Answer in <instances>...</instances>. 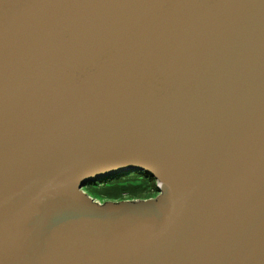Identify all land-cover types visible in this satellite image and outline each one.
Returning a JSON list of instances; mask_svg holds the SVG:
<instances>
[{
    "label": "water",
    "instance_id": "95a60500",
    "mask_svg": "<svg viewBox=\"0 0 264 264\" xmlns=\"http://www.w3.org/2000/svg\"><path fill=\"white\" fill-rule=\"evenodd\" d=\"M0 264H264V0H0Z\"/></svg>",
    "mask_w": 264,
    "mask_h": 264
},
{
    "label": "trees",
    "instance_id": "16d2710c",
    "mask_svg": "<svg viewBox=\"0 0 264 264\" xmlns=\"http://www.w3.org/2000/svg\"><path fill=\"white\" fill-rule=\"evenodd\" d=\"M87 186L95 192L93 197L88 194L91 198L113 202L147 200L157 194L154 179L142 173L121 174Z\"/></svg>",
    "mask_w": 264,
    "mask_h": 264
},
{
    "label": "rangeland",
    "instance_id": "374dc122",
    "mask_svg": "<svg viewBox=\"0 0 264 264\" xmlns=\"http://www.w3.org/2000/svg\"><path fill=\"white\" fill-rule=\"evenodd\" d=\"M83 189H85L86 193L89 194L90 196H95V192L94 190L91 189V187H84ZM95 201H97L98 203H103V202H107L104 199H98V198H93Z\"/></svg>",
    "mask_w": 264,
    "mask_h": 264
}]
</instances>
